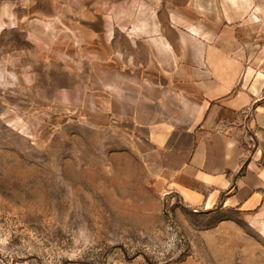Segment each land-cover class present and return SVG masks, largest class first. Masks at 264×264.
Here are the masks:
<instances>
[{"label": "rangeland", "instance_id": "rangeland-1", "mask_svg": "<svg viewBox=\"0 0 264 264\" xmlns=\"http://www.w3.org/2000/svg\"><path fill=\"white\" fill-rule=\"evenodd\" d=\"M23 5L19 19L0 21V264H264V219L188 210L126 140L96 128L94 101L81 99L94 53L73 30L86 20L66 0L56 19L41 17L51 0ZM120 7L136 19L105 27L142 35L166 24L173 5Z\"/></svg>", "mask_w": 264, "mask_h": 264}, {"label": "crops", "instance_id": "crops-1", "mask_svg": "<svg viewBox=\"0 0 264 264\" xmlns=\"http://www.w3.org/2000/svg\"><path fill=\"white\" fill-rule=\"evenodd\" d=\"M66 1L86 20L73 27L82 51L94 53V81L81 99L94 101L96 128L126 140L159 190L188 210L260 223L264 0H164L173 5L166 24L142 35L105 27L107 20L136 19L135 11L121 13V0ZM51 2L43 19L61 17L58 0ZM23 3L0 0L2 25L20 18ZM177 264L200 263L188 257Z\"/></svg>", "mask_w": 264, "mask_h": 264}, {"label": "trees", "instance_id": "trees-1", "mask_svg": "<svg viewBox=\"0 0 264 264\" xmlns=\"http://www.w3.org/2000/svg\"><path fill=\"white\" fill-rule=\"evenodd\" d=\"M183 260H184V259H182V260H179V261H177V263H178V262H181V261H183Z\"/></svg>", "mask_w": 264, "mask_h": 264}, {"label": "clouds", "instance_id": "clouds-1", "mask_svg": "<svg viewBox=\"0 0 264 264\" xmlns=\"http://www.w3.org/2000/svg\"><path fill=\"white\" fill-rule=\"evenodd\" d=\"M14 26V25H13ZM0 30H2V26H0Z\"/></svg>", "mask_w": 264, "mask_h": 264}]
</instances>
